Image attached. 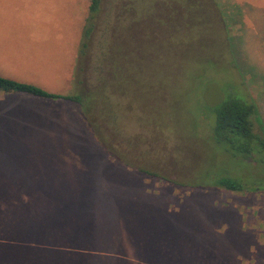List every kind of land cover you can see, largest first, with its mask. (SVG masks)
<instances>
[{"label": "rangeland", "instance_id": "rangeland-1", "mask_svg": "<svg viewBox=\"0 0 264 264\" xmlns=\"http://www.w3.org/2000/svg\"><path fill=\"white\" fill-rule=\"evenodd\" d=\"M132 1L165 24L142 61L150 102L130 95V140L112 144L134 167L101 147L73 104L0 93V224H26L17 242L47 260L63 250L78 264H264V192L174 182L207 184L223 171L252 181L264 169L236 160L213 130L231 96L252 100L264 123V0ZM126 3L102 1L96 24ZM90 5L0 0V75L74 94ZM26 213L35 218L25 223ZM14 242L0 237V247Z\"/></svg>", "mask_w": 264, "mask_h": 264}, {"label": "trees", "instance_id": "trees-1", "mask_svg": "<svg viewBox=\"0 0 264 264\" xmlns=\"http://www.w3.org/2000/svg\"><path fill=\"white\" fill-rule=\"evenodd\" d=\"M102 1L104 0H91L90 15L87 19L81 46V60L77 76L75 75L77 88L74 94L50 92L38 85L2 75H0V93H23L51 100H64L73 104L76 108L78 107L77 109L101 147L114 160L120 161L128 167H134L131 162L123 158L122 154L112 144L116 140L120 143L119 138L130 140V130L125 128L129 125L134 108L130 95L136 93L137 96L149 101L147 97L149 93L145 90L143 82L145 66L142 61L146 59L145 56L151 50L150 33L158 31L157 26L165 24H163L159 15L155 17L153 15L147 16V13H144L145 10L138 13L132 0H125L129 3H126L122 10L115 7L108 8L109 11L103 14L100 22L96 24V17L102 10ZM113 1L117 2L118 0ZM213 2L216 6L218 5L216 1ZM195 3L197 2L192 4ZM199 5L201 6L202 3H199ZM233 6L237 11H242L246 9L245 7H252L249 3L234 4ZM115 11L118 22L114 27ZM134 11V15H138V17L131 14ZM192 12V9L188 11L190 14H193ZM234 19L237 20L235 17ZM234 19L233 21H235ZM151 27L154 30H150ZM126 29H131V32L135 29L137 36L133 35V37L130 34L122 39L123 36L120 33ZM89 50L92 52L91 54H89ZM88 54L90 58L86 61ZM132 65H135L139 70L137 81L134 80L132 74L134 70L131 71ZM214 114L216 122L213 130L217 142L226 144L227 151H231L232 156L236 160H240L242 164L255 166L258 162H264V123L256 104L252 100L247 97L231 96L214 109ZM118 143L116 142L117 145ZM135 169L149 176H160L145 168ZM212 176L215 180L207 184L173 181L181 185L218 187L243 194L264 192V169L252 181H246L228 171ZM160 178L165 179L166 177L160 176ZM49 209L52 210V207ZM31 218H35V215L32 216L30 213H26L23 221L25 222V219ZM8 222L10 225L5 226L6 232L3 225L0 224V237H4L6 233L10 240L16 242L0 247V264H64L62 260H71L75 257L70 255L69 259L65 255L66 251L56 250L58 255L50 256L52 261L45 258L48 253L42 254V257L38 256V258L30 251L31 249L17 242L22 241L21 239L24 237L23 227L26 224L16 217L9 218ZM1 232L4 233L1 234ZM49 252H52V250H49ZM76 259L77 261L72 264L82 263L78 258Z\"/></svg>", "mask_w": 264, "mask_h": 264}, {"label": "crops", "instance_id": "crops-1", "mask_svg": "<svg viewBox=\"0 0 264 264\" xmlns=\"http://www.w3.org/2000/svg\"><path fill=\"white\" fill-rule=\"evenodd\" d=\"M63 114L66 116V113H63ZM66 117H67V116H66ZM67 118H68V117H67ZM71 119H73V116L70 117V120H71ZM70 120H69V121H70Z\"/></svg>", "mask_w": 264, "mask_h": 264}]
</instances>
